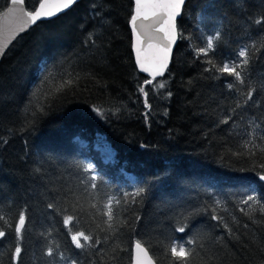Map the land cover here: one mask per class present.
I'll use <instances>...</instances> for the list:
<instances>
[{
    "label": "trees",
    "instance_id": "1",
    "mask_svg": "<svg viewBox=\"0 0 264 264\" xmlns=\"http://www.w3.org/2000/svg\"><path fill=\"white\" fill-rule=\"evenodd\" d=\"M40 2L25 0L26 8L36 10ZM9 3L0 0V13ZM133 12L134 0H82L64 15L37 24L4 57L0 65V215L13 227L0 221L7 233L0 240V264H71L73 260L132 264L137 239L156 264H169L170 253L165 254V249L172 238L189 235L174 232L185 216L205 244L204 260L197 257L194 264H264V224H253L239 211L247 207L239 201L249 188L255 189L253 195L264 197V181L259 178L264 174V152L252 149L255 154L251 155L240 147L250 117L261 123L258 135L264 130V48L249 65L250 85L257 90L254 99L260 108L247 109L243 119L233 114L235 123L227 125L220 121L235 106L233 94L224 77L215 78L220 73L204 71L211 65L196 51L206 46L209 34L219 32L215 51L209 52L219 65L245 43H264V36L256 35L260 28L252 23L264 15V0H189L178 22L179 42L171 67L163 78L153 81L163 82L164 89L144 85L149 78L137 69L130 28ZM89 33L96 45L85 43ZM45 69L56 75L55 83L61 74L67 78V73L76 82L64 92H54L50 101L34 96L30 108L39 105L45 110L26 123L22 110ZM141 85L152 89L147 119L148 110L138 92ZM100 138L115 154L109 163L95 151ZM257 143L264 146V141ZM237 152L243 154L234 155ZM86 167L92 171L85 172ZM92 175L97 176L95 190L89 187ZM141 187L145 192L135 202L131 195L124 199L123 194ZM109 196L121 199L116 209L119 220L114 223L124 226L115 235L102 214ZM217 200V214L237 235L230 237L211 219ZM49 203L68 211L58 215L47 208ZM21 210H25L26 229L19 241L14 225ZM193 210L195 215H188ZM64 215L74 217L68 226L73 232L91 233L102 241L109 236L99 246L102 255L75 247L72 233L63 224ZM233 216L239 227L232 223ZM257 218L264 219L258 212ZM244 223L249 224L247 229ZM17 243L22 246L18 262L13 259ZM117 244L123 250L113 253ZM48 247L57 253L55 260L46 255Z\"/></svg>",
    "mask_w": 264,
    "mask_h": 264
},
{
    "label": "snow or ice",
    "instance_id": "2",
    "mask_svg": "<svg viewBox=\"0 0 264 264\" xmlns=\"http://www.w3.org/2000/svg\"><path fill=\"white\" fill-rule=\"evenodd\" d=\"M11 4L14 6H20L23 14L28 17L32 24H35L41 17H50L55 15V12L51 11V5L49 4V0H41L39 3V8L33 11H29L25 9L23 6L25 4V0H10ZM76 0H59V3L55 6L56 10H62L68 8L72 4H74ZM186 0H135V13L131 16V25L133 33L136 35V43L137 45L141 44L142 41L140 39L139 33L136 31V22L138 19H148V15L143 11L146 8H152L154 10H161L160 13L153 11L152 15L163 14L166 16L161 22V27L157 28V31L164 32L165 38L168 39L169 45L175 42L177 32L176 26V18L182 15V9L185 5ZM95 8L96 5H93ZM9 12H12L13 9L9 8ZM251 19V18H250ZM252 23L260 28V31L256 33L257 37L264 36V15H261L258 18L252 19ZM181 38L184 37L183 30H180ZM221 34L219 32L209 34L206 39V46H202L197 51V57L204 56L207 58L206 63L211 65L210 67H206L204 69L205 72H212L213 70L217 73H220V76H216V79H221L224 77L225 86L228 92L232 95V99L235 100V106L230 109L228 115L223 118L220 123L229 124L230 121L233 120V114H237L240 119L244 118V112L247 109H251L253 107L260 108V102L254 99V93L257 91L256 88L251 87L250 81L252 79L251 72L249 71V65L253 61V59H258L256 54L260 52L261 48H264V43L258 45L257 40H252L251 43H245L241 46L238 51H236L233 55L225 57L222 63L219 65L213 63V57L209 56V52L215 51L214 41H219ZM91 43L92 45H96V40L93 38V34L89 33L88 39L85 43ZM149 47H152L150 44ZM163 53V56L158 60V62L150 63L147 58H142L141 49L139 46L136 47V62L139 65V70L144 73H148L151 79H145L144 85H153V88L156 89H164L166 85L163 82L157 81L153 84L156 77L159 75H163V70L167 67V59L168 54L170 52V47H165L160 50ZM4 54V49L0 48V55ZM46 74L42 75L40 78V83L33 89L32 93H30L28 100L26 101L25 108L22 110L25 122L28 123L29 118H34L37 113H43L45 108L43 106H34V110L30 108L33 105V97L36 96L37 99H41V101H50V99L54 98V92H64L66 88H71V86L76 82V77H73L71 73H67V78L63 74L60 75V82H56V75L53 72L44 70ZM226 74V75H225ZM79 74H77L78 76ZM227 77H232L233 79L228 80ZM51 89L50 91H42L44 88ZM152 89H146L143 85L138 87V92L143 95V105L144 108L148 110L145 113V118L151 113L152 105L149 102V93ZM37 93H41L40 96H37ZM167 96H171V92H167ZM237 97H243V99H238ZM251 102V103H250ZM47 106H51L50 103ZM241 111L237 113V110ZM99 114V109H96ZM258 118L252 116L248 119V130L246 131L245 139L243 143L240 145L241 148L245 149L249 154L254 155L252 149H258L261 152H264V146L257 143V140L264 141V130H261L259 135L257 134V130L261 129V123L257 122ZM243 153L237 152L234 155H241ZM264 168V164L261 165ZM85 172L92 171L91 168L86 167L84 169ZM260 180L264 181V174L260 175ZM91 183L89 187L93 190L97 188V184L95 181L97 180L96 175H92L90 177ZM255 189L249 188L246 195L241 196L239 201L240 205H244L247 207H240L239 211L244 213L245 216H248L253 224H264V219L257 218V212L259 213V217H264V197H258L253 195L252 193ZM145 192L144 188H138L135 193H125L123 194L124 199L126 200L128 195L133 197V202H135V198L137 196L142 195ZM121 203V199L109 196L106 199V202L103 204V216L106 217L104 223L107 225L109 230H114L112 235H115L120 227H123L124 224L120 223L117 225L114 223L119 220V217L116 213V209L119 207ZM257 207H253V206ZM93 208H96V204H92ZM49 210L56 212L58 215L61 212H67L68 209L65 207L63 209L57 207L56 203H49L47 205ZM220 208V201L217 200L215 202V206L211 208V219L216 221V226H220L223 228L225 232L231 237L233 235H237L235 233L233 227L230 226V223L225 220L224 216L217 214V210ZM205 211L208 209L205 208ZM227 211V209H223ZM188 215H195V210ZM74 217L71 215L63 216V224L68 228V231L72 233L71 240L77 249L84 250L87 252L88 249L94 250L93 255H102L104 250L99 248L102 243H106L109 240V236H105L102 241L99 237H93L91 233L86 234L84 231H76L73 232L71 227H68ZM139 217H137V221ZM0 221H3L5 225L8 227H13V225L9 224L8 219L5 218L4 215H0ZM232 223L236 224L239 227V222L236 217H232ZM244 229L249 227L248 223H244L242 225ZM26 229V214L25 210H21L18 216V220L14 225V231L16 233V237L19 241L23 240L24 231ZM103 231V229H102ZM189 232V235L184 237H173L168 246L165 249V254L170 253L169 264H194V261L197 257H200L201 260H204L202 255V250L205 249V244L202 242V234L195 230V225H190L187 222V217L183 218V222L180 223L178 227L174 229V232L177 233H185ZM6 231L0 228V240L6 238ZM43 235V233H42ZM48 235H51L49 232ZM58 247V246H57ZM135 260L134 264H153L152 257L149 256L148 248L144 246L140 239L135 241ZM117 250H123L120 248L119 244H117L116 248L113 249V253ZM22 253L21 243H17L13 253L14 261H19ZM46 255L48 257L53 258L55 260L57 258V253L52 247H48L46 250ZM59 259L64 260L65 257L63 253H59ZM118 257L114 254L112 256L113 260H116ZM71 264H78L76 260H73ZM90 264H96L95 261H90ZM205 264L207 262L205 261Z\"/></svg>",
    "mask_w": 264,
    "mask_h": 264
},
{
    "label": "water",
    "instance_id": "3",
    "mask_svg": "<svg viewBox=\"0 0 264 264\" xmlns=\"http://www.w3.org/2000/svg\"><path fill=\"white\" fill-rule=\"evenodd\" d=\"M82 0H76L74 4L69 6L68 8L62 9L57 11L56 5L59 3V0H49V4L52 6L51 11L55 12V15L50 17H41L35 24H32L31 21L23 14V11H21L20 6H14L9 3L8 8L0 13V48L4 49V54L0 55V65L6 56L7 52L10 50V48L15 44V42L22 37L23 35H26L32 28H34L37 24L45 21H50L53 19H56L65 13L69 12L71 9L75 7L78 3H80ZM189 0H186L185 5L182 9V15L176 18V26H177V32L175 33L176 39L175 42L169 45L168 39L165 38L164 32L157 31L158 27H161V22L166 19V16H164L162 13L153 16V11H156L160 13L161 10H154L152 8H146L143 11L148 15V19H138L136 22V31L140 35V39L142 41L141 44L137 45L136 43V35L133 33L132 25L130 21V28L132 31V37H133V54L135 58V63L137 66V69L140 74L146 76L147 78L151 79V77L148 75V73L141 72L139 70V65L136 62V47L139 46L141 49V56L142 58H147V60L152 62H158V60L163 56V53L160 51L162 48L170 47V52L168 54L167 59V67L163 70V75H159L156 77L155 80L163 78L167 72L169 71L172 59L174 56L175 49L177 47V44L179 42V34H178V22L183 16L184 9L187 5ZM26 8V3L23 6ZM13 9L12 12H9L8 9ZM39 8V5L36 9ZM28 10V9H27ZM135 13V0H134V12ZM152 45V47H149V45ZM149 252V251H148ZM135 247L133 248V259L132 264H134L135 260ZM149 256L151 254L149 253ZM152 257V256H151ZM153 260V264H156V262Z\"/></svg>",
    "mask_w": 264,
    "mask_h": 264
},
{
    "label": "rangeland",
    "instance_id": "4",
    "mask_svg": "<svg viewBox=\"0 0 264 264\" xmlns=\"http://www.w3.org/2000/svg\"><path fill=\"white\" fill-rule=\"evenodd\" d=\"M83 146H86V143H82ZM95 151L99 153V157L102 159V161L109 163L114 158V152L110 148L109 144L102 138L97 140V143L95 145Z\"/></svg>",
    "mask_w": 264,
    "mask_h": 264
}]
</instances>
